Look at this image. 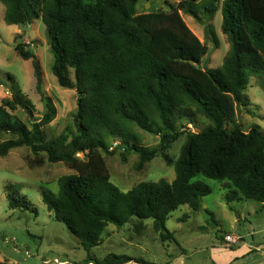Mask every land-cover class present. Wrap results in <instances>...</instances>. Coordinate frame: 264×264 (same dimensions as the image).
<instances>
[{
	"label": "trees",
	"instance_id": "trees-1",
	"mask_svg": "<svg viewBox=\"0 0 264 264\" xmlns=\"http://www.w3.org/2000/svg\"><path fill=\"white\" fill-rule=\"evenodd\" d=\"M0 1L8 24L24 26L42 18L53 55L51 71L61 86L77 92L75 131L68 126L51 138L43 127L57 114L50 96L41 120L31 124L12 112L21 106L32 113L27 100L17 95L4 98L0 132L14 137L0 142V155L26 145L34 154L46 153L50 162L63 161L78 171L58 179L57 194L42 187V197L55 218L79 238L88 261L157 264L116 253L96 258L91 250L100 244L109 223L122 227L134 217L153 218L163 239H175L166 227L171 212L183 204L200 210L203 197L212 191L195 179L199 174L227 180L228 201L241 194L264 202V133L257 127L245 131L237 120L249 76L264 75V0L180 2V8L200 22L209 21L221 9V28L230 49L215 68L202 67L207 44L188 30L175 11L139 12V0ZM206 30L214 33L211 24ZM15 49L32 60L40 89L42 69L36 53L25 42L17 41ZM198 116L210 123L193 131L188 124ZM134 125L159 135V146L139 144ZM182 135L185 142L173 160L167 150ZM109 137L122 138L123 159L128 152L138 154L139 169L161 154L174 165L175 178L140 181L122 190L111 181L103 155L116 152L109 149ZM16 192L8 193L12 208L25 204L26 196ZM135 226L139 229L143 223Z\"/></svg>",
	"mask_w": 264,
	"mask_h": 264
},
{
	"label": "rangeland",
	"instance_id": "rangeland-1",
	"mask_svg": "<svg viewBox=\"0 0 264 264\" xmlns=\"http://www.w3.org/2000/svg\"><path fill=\"white\" fill-rule=\"evenodd\" d=\"M181 1L139 0L137 10L177 12L188 30L207 44L208 51L202 59V67L220 66L230 49L228 37L221 28V9L209 21L200 22L180 8ZM4 15L5 5L0 1V103L4 98L12 99L15 95L27 100L32 113L21 106L12 112L25 123L31 124L41 120L46 111V97L50 96L57 107V114L49 124L43 126L47 136L51 138L58 135L68 126L75 131L73 115L77 108V92L75 89L61 86L51 71L53 55L42 18H35L32 22L20 26L6 23ZM208 24H211L214 33L207 32ZM18 34L20 35L16 40ZM17 41L27 43L40 61V89L37 88L32 60L24 59L17 52ZM71 76L74 79L73 70ZM242 96L245 104L238 106L237 120L245 131L257 127L264 133V75L249 76V85L242 92ZM209 123L208 119L198 116L188 127L193 131H200ZM133 130L139 136V144L149 148L159 146V135L136 125ZM12 137L14 135L10 132H0V142ZM185 139V135L180 136L167 150L173 160L178 157ZM120 140L122 141L120 137H109V149L114 146L116 152L111 156L103 153L111 181L119 188L128 190L140 181H172L175 178L174 165L168 164L161 154L147 161L141 169L137 167V153L128 152L126 159H123V148L119 147ZM115 142H118L117 146ZM77 155L87 160L83 153ZM77 172L63 161L50 162L46 153L34 154L26 145L12 148L6 155H0V264H44L48 258L50 261L46 262L50 264L57 263L55 258L78 264L87 259L88 252L79 243L78 237L64 222L55 218L54 212L48 209L42 197V187L57 194L58 179ZM195 179L210 185L212 191L203 197L200 210L193 211L188 204H183L172 211L166 220L168 225H174L176 222L200 223L203 227L199 242L206 247L205 253L214 249L212 245H216L215 248L219 252L232 256L234 253L245 251V243H264L262 202L245 197L242 200L235 198L228 201L225 197L228 192L227 180L223 182L202 174L197 175ZM14 189L17 190L16 193L26 197L25 204L12 208L9 205L8 193ZM131 222H154V219L134 217ZM132 231L134 230H128L130 236L134 234ZM227 232L237 236L238 241L226 245L220 235ZM217 244H222V247ZM244 253L246 252L242 254Z\"/></svg>",
	"mask_w": 264,
	"mask_h": 264
},
{
	"label": "crops",
	"instance_id": "crops-1",
	"mask_svg": "<svg viewBox=\"0 0 264 264\" xmlns=\"http://www.w3.org/2000/svg\"><path fill=\"white\" fill-rule=\"evenodd\" d=\"M242 198L244 197L241 194L237 196L238 200H242ZM262 203L264 206V202ZM138 223L140 222H128L122 227L109 223L103 232L102 241L92 248L91 254L96 258H103L109 253L126 254L132 257H142L157 264H264V243L260 245L245 243L246 250L238 252L241 254L240 256L237 253L226 256L215 248L216 245H212L214 249L205 253L206 247L199 242V239L202 238L199 234L203 226L198 222H176L174 225H168L166 222L167 229L172 232L175 239H163L161 233L155 229L154 222H142L143 227L137 229L135 224ZM131 229L134 230L132 231L134 234L130 236L128 230ZM226 234H231V232ZM220 236L226 245H230V242L224 238L225 234ZM193 241L196 242L191 243ZM79 243L81 244V242ZM217 246L222 247V244H217ZM243 252L246 253L243 255ZM48 260L50 261L48 258L44 264H50L46 262ZM89 262L97 264L95 261L87 259L78 264H88ZM122 264L140 263L130 260Z\"/></svg>",
	"mask_w": 264,
	"mask_h": 264
},
{
	"label": "built area",
	"instance_id": "built-area-1",
	"mask_svg": "<svg viewBox=\"0 0 264 264\" xmlns=\"http://www.w3.org/2000/svg\"><path fill=\"white\" fill-rule=\"evenodd\" d=\"M114 144H115V146H117V145H118V142H115ZM113 148H114V146H113ZM224 238H225V240H226L227 242H231V243H235V242H237L238 239H239L238 237H236V236H234V235H232V234H225ZM54 261L57 262V263H59V264H60V263L73 264L72 262H64V261H60L58 258H55ZM88 264H93V263H92V262H89Z\"/></svg>",
	"mask_w": 264,
	"mask_h": 264
},
{
	"label": "water",
	"instance_id": "water-1",
	"mask_svg": "<svg viewBox=\"0 0 264 264\" xmlns=\"http://www.w3.org/2000/svg\"><path fill=\"white\" fill-rule=\"evenodd\" d=\"M141 10H143V8H141Z\"/></svg>",
	"mask_w": 264,
	"mask_h": 264
}]
</instances>
